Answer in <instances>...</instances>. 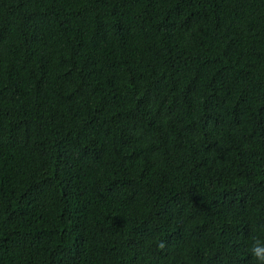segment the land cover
<instances>
[{
  "label": "trees",
  "instance_id": "16d2710c",
  "mask_svg": "<svg viewBox=\"0 0 264 264\" xmlns=\"http://www.w3.org/2000/svg\"><path fill=\"white\" fill-rule=\"evenodd\" d=\"M264 0H0V264H260Z\"/></svg>",
  "mask_w": 264,
  "mask_h": 264
},
{
  "label": "clouds",
  "instance_id": "9594fccd",
  "mask_svg": "<svg viewBox=\"0 0 264 264\" xmlns=\"http://www.w3.org/2000/svg\"><path fill=\"white\" fill-rule=\"evenodd\" d=\"M252 255L260 261V264H264V246L259 243L255 244L251 249Z\"/></svg>",
  "mask_w": 264,
  "mask_h": 264
}]
</instances>
